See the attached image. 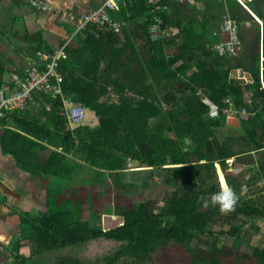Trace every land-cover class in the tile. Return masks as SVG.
I'll list each match as a JSON object with an SVG mask.
<instances>
[{
  "label": "trees",
  "instance_id": "1",
  "mask_svg": "<svg viewBox=\"0 0 264 264\" xmlns=\"http://www.w3.org/2000/svg\"><path fill=\"white\" fill-rule=\"evenodd\" d=\"M192 1L163 0L166 9L154 11L145 0H124L113 14L125 21L120 33L91 25L76 42L69 41L66 59L56 67L61 95L94 112L96 129L83 122L71 126L62 113L61 95L51 89L33 92L22 109L4 110L1 151L23 171L49 177L52 199L45 213L21 217L22 240L30 243L31 256L19 255L16 244L12 264H28L33 256L101 236L125 244L119 257L144 255L143 261L169 246L194 253L199 247L191 244L212 235L215 226L219 234L233 238V249L214 247L210 255L232 258L241 232L228 230L229 225L242 226L241 221L264 215V91L259 78L264 0L247 2L263 23L260 27L236 0ZM157 16L164 34L152 40L149 28ZM225 17L237 27L240 46L234 56L217 55L214 49L227 38ZM247 27L252 37L244 33ZM37 39L26 53L28 64L13 69L19 79L31 68L45 70L49 62L39 61L37 53L52 50L40 35ZM3 65L0 51V88L12 89L14 79L8 86L1 81L7 70ZM262 76L264 84V70ZM204 99L218 107L216 118L208 116ZM230 106L246 110L234 128L225 121L224 110ZM129 161L149 170L131 171ZM217 167L238 196L227 211L211 203L204 206L221 190ZM135 172L156 178H136ZM115 195L120 201L111 205ZM97 196L108 199L103 216L121 219L114 229L105 231L97 215L87 221L77 214ZM241 260L264 264V244L243 253Z\"/></svg>",
  "mask_w": 264,
  "mask_h": 264
},
{
  "label": "crops",
  "instance_id": "2",
  "mask_svg": "<svg viewBox=\"0 0 264 264\" xmlns=\"http://www.w3.org/2000/svg\"><path fill=\"white\" fill-rule=\"evenodd\" d=\"M43 1L52 11H36L29 6V0H0V42L1 45H4L1 47V63L4 64V69H7L5 71L11 73V79L8 81L4 77L5 72L3 71L1 74V81L4 86H8L7 84H10L13 76L16 75L13 72L15 67L28 64L26 53L35 47L38 40L37 36H41L44 46L48 50L58 48L75 30L78 17L99 8L104 2V0ZM63 13L73 15L75 18L73 21H69L63 17ZM110 14L112 18L115 17L117 19L113 15L114 13ZM20 19L25 23L23 33L20 30ZM65 27H68L67 29L70 28L72 32L68 34V30ZM3 49H7L9 52L14 51V53L16 51L19 52V62L13 59L15 56L12 59L7 58ZM219 184L222 190L223 187L220 181ZM48 187L49 177L43 174H29L23 171L16 165L11 156L4 154L0 148V264H12L14 258L12 250L16 244V246L20 245L19 255L26 258L31 256L30 243L22 240V232L20 230L21 217L36 218L47 211L48 202L52 200L48 195ZM34 215L37 216L35 217ZM260 222L261 225L256 232L241 233L244 241L248 242L247 245L250 244L252 238L259 235L260 228L264 225V220ZM221 244L223 247L222 242ZM46 254L48 252L40 256L31 257L28 264H41L42 260L40 257ZM59 260L58 264H63L62 262L68 264L73 259H63L62 257ZM245 262L243 263L245 264ZM248 262L255 264L253 261Z\"/></svg>",
  "mask_w": 264,
  "mask_h": 264
},
{
  "label": "rangeland",
  "instance_id": "3",
  "mask_svg": "<svg viewBox=\"0 0 264 264\" xmlns=\"http://www.w3.org/2000/svg\"><path fill=\"white\" fill-rule=\"evenodd\" d=\"M257 2L260 3L261 0H256V3ZM256 18L258 19L257 16ZM19 23L21 24L20 25L21 33H23L25 23L22 22L21 19ZM261 24L263 23L261 22ZM65 28L67 29L68 27ZM67 30H68V34L72 32L70 28ZM0 33H1V26H0ZM244 33L250 37L254 35V32L251 27H247L246 29H244ZM259 33H260L259 40L260 39L262 40L263 38L261 35V31ZM78 36L79 35L74 37V42L77 41ZM248 42L249 43L251 42L250 38H248ZM3 46L4 45H1L0 42V51H1V47ZM3 52L7 58L12 59L13 56H15L13 59H15L16 62H19L20 59L18 55L19 52L17 51L15 53L14 51L9 52L7 49H3ZM243 52L244 51L241 48L238 56H242ZM4 72H5L4 77L7 79V81L10 80L11 73L8 71H4ZM231 74L232 77H236V74L234 72H232ZM83 123L89 126L90 129L94 130L99 126L98 116L94 112L86 110V116ZM237 125L238 123L235 126L232 124H228L230 128H234ZM129 170H132L131 167L129 168ZM132 171H136V170H132ZM241 171L243 173L244 171H248V170L245 168H243L242 170L241 168ZM217 174H218V169H217ZM132 176L136 178L141 177L142 179L150 177V175L148 174L140 175L137 174L136 172L132 174ZM151 177H153L154 179L156 178V176L154 175H152ZM112 189L113 191L116 192H118L119 190V188L115 185L112 186ZM242 191L241 193H245L246 191L245 188H243ZM106 195H108V193H106ZM93 200L94 203H92L91 206H88V208L86 207V210H84L83 212L82 211L77 212V214H79V217L81 219L91 221L94 215H97L101 220L102 227L104 228L105 231L114 229L116 226L121 224L120 218H117L115 216L108 217L106 214L103 216L104 212L107 210L108 207L107 196H102V197L97 196ZM72 201H74V199ZM72 201H71L72 204L71 206L74 205ZM117 201H120V198L117 197V195H115L113 197V203L111 205H115ZM69 205L70 204L68 203L67 206ZM75 208L78 210L80 207L75 206ZM34 216L36 217L37 215ZM251 219L252 220L245 219L241 221V223H243L242 226H240V223L236 225L232 223L229 225L228 230L232 228H237L243 234L246 232H256L258 227L261 225L260 221L264 220V215L259 217L258 219L255 218H251ZM210 231L213 232L212 235H208V233H206L202 237H199L198 241L196 240L191 244L193 247L194 246L199 247V249H197L194 253H190L189 251L186 252L183 249H179V247L177 246H169L167 247L166 250L157 249L156 252H154L151 256H148L146 259L144 258L143 261H141V258L144 257V255H142V257L141 256L133 257L131 255H121L119 257L118 251L121 250L125 244L123 242L108 239L105 238L104 236H101V237H96L94 239H88L83 243L73 245L68 248H60L55 251L48 252V254L40 257L42 260L41 264H58V262L60 261L59 258L62 257L63 259H68V258L73 259L70 262H68V264H77V263H81V264H244L241 260L242 254L243 253L246 254L247 252L251 253L253 248L255 247L260 248L264 244V225H262L258 235L259 237L257 236L255 238H252L250 240L249 245H247L248 242L244 241L243 235H240L241 237L239 241L240 246L236 248L235 250L236 254L232 258H228L229 256L225 254L216 253V255H214L215 259H213L209 252L213 250L214 247L220 249L222 247L221 242L223 243V246L226 247L227 249L229 250L233 249L232 246L233 239L231 236L229 237L223 234L222 235L219 234L220 228L218 226L213 227ZM245 235H249V234H245ZM210 257L213 260H210L209 259ZM236 258L239 259L236 260ZM245 264H252V263L245 262Z\"/></svg>",
  "mask_w": 264,
  "mask_h": 264
},
{
  "label": "built area",
  "instance_id": "4",
  "mask_svg": "<svg viewBox=\"0 0 264 264\" xmlns=\"http://www.w3.org/2000/svg\"><path fill=\"white\" fill-rule=\"evenodd\" d=\"M124 0H104L102 5L92 10L91 12L81 15L76 21L75 30L71 33L68 39L60 45L58 48L52 50L48 54L37 53L39 61L44 63L49 61L45 65V70H37L36 68H31L25 72L22 79L14 76L15 86L12 89L9 87L0 88V119L4 116L5 109H22L24 108L27 100L31 98V94L35 91H40L43 89H51L55 95H61L60 83L62 82V76L56 71L58 61L60 59H66L64 54V48L78 34L84 31H91V25L100 27L105 32H113L118 34L121 32L122 27L125 25V21L117 20L115 17H111L110 13L118 14L119 5L123 3ZM163 0H145L146 4L152 5L154 11L165 10L166 6L162 4ZM219 2H224L225 0H217ZM240 6H242L256 22L261 25L259 19L256 15L249 9L247 2L251 0H236ZM188 2L193 3L192 0ZM29 6L41 12H50L52 9L43 0H29ZM63 17L69 21H73L75 18L73 15L63 13ZM162 19L157 16L154 18L152 25L149 28V34L152 40L160 38L164 33L160 31V25ZM158 25L157 28L153 30L152 26ZM222 30L226 33L227 38L220 43L214 45L217 55L227 54L229 56L236 55L239 49V42L236 36L237 27L234 20L229 17H225L222 22ZM262 51V50H261ZM264 57L260 56V82L262 90L264 91L263 76L262 72L264 70L263 66ZM207 104L208 116L210 118H216L219 113L218 107L207 99L203 100ZM61 103L63 104L62 113L66 116L69 124L71 126L78 125L82 123L86 116V110L81 105L73 103L70 99H67L64 95H61ZM48 109V107L46 108ZM226 115V123L236 125L238 123V118L246 115V110H235L231 106L224 110ZM232 159L228 160L231 164Z\"/></svg>",
  "mask_w": 264,
  "mask_h": 264
},
{
  "label": "clouds",
  "instance_id": "5",
  "mask_svg": "<svg viewBox=\"0 0 264 264\" xmlns=\"http://www.w3.org/2000/svg\"><path fill=\"white\" fill-rule=\"evenodd\" d=\"M157 27L158 25L152 26L153 30ZM237 200L238 196L235 191L231 187H227L213 193L211 201L205 200L204 206L207 207L211 203L213 205H219L222 211H227L235 205Z\"/></svg>",
  "mask_w": 264,
  "mask_h": 264
},
{
  "label": "water",
  "instance_id": "6",
  "mask_svg": "<svg viewBox=\"0 0 264 264\" xmlns=\"http://www.w3.org/2000/svg\"><path fill=\"white\" fill-rule=\"evenodd\" d=\"M139 162L138 161H129L128 162V167L130 168L131 167V169L132 170H136V171H138V170H142V171H146V170H149V169H142V168H139ZM131 170V171H132Z\"/></svg>",
  "mask_w": 264,
  "mask_h": 264
},
{
  "label": "bare ground",
  "instance_id": "7",
  "mask_svg": "<svg viewBox=\"0 0 264 264\" xmlns=\"http://www.w3.org/2000/svg\"><path fill=\"white\" fill-rule=\"evenodd\" d=\"M217 169H218V176H219L218 179H219V181L221 183V186L223 187V189L227 188L226 185H225V181H224V178H223V175H222L221 171L219 170V168H217Z\"/></svg>",
  "mask_w": 264,
  "mask_h": 264
}]
</instances>
